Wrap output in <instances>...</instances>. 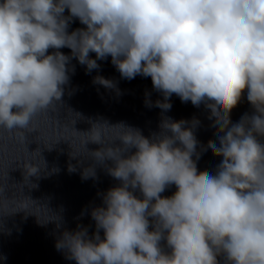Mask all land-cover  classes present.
I'll use <instances>...</instances> for the list:
<instances>
[{
	"label": "clouds",
	"instance_id": "9594fccd",
	"mask_svg": "<svg viewBox=\"0 0 264 264\" xmlns=\"http://www.w3.org/2000/svg\"><path fill=\"white\" fill-rule=\"evenodd\" d=\"M73 20L84 27L69 32ZM109 57L121 78H151L162 99L147 107L166 113L173 95L203 105L216 140L200 145L196 118L162 115L150 137L123 122L77 131L75 120L85 152L119 184L91 209L95 231L64 230L57 250L76 264H264V0H0V130L26 143L39 116L61 109L71 60L91 73ZM93 83L119 94L111 79ZM245 94L252 112L233 123ZM208 149L222 158L213 172L197 167ZM22 167L27 180L42 170ZM95 177V165L83 169ZM26 200L0 182V216L33 214Z\"/></svg>",
	"mask_w": 264,
	"mask_h": 264
},
{
	"label": "water",
	"instance_id": "95a60500",
	"mask_svg": "<svg viewBox=\"0 0 264 264\" xmlns=\"http://www.w3.org/2000/svg\"><path fill=\"white\" fill-rule=\"evenodd\" d=\"M81 27L84 25L79 20H73L68 31ZM60 51L66 55L71 52L66 47ZM90 55L95 58L94 53ZM98 63V70L87 73L85 66L74 58L71 60L75 73H69L70 82L66 86L61 109L56 113L39 116L34 121L35 132L26 133V143H21L15 132L0 130V182L5 184L11 200H25V197L31 199L25 202L33 213L18 211L0 216V256L4 257L0 259V264H76L74 260L66 258L64 251L57 250V239L64 230L75 231L78 225L87 227L89 235L95 231L91 209L101 206L102 194L117 186L119 181L108 175L104 166L96 164L85 152L83 137L77 138L70 130L75 120L73 127L77 131L89 130L90 121H107L112 125L123 122L150 137L159 131L162 115L176 121L196 118L201 122L195 129L200 145L206 146L209 140H216V128L212 127V121L207 118L208 110L203 105L197 108L190 101L181 102L178 96L173 95L170 99L171 110L162 113L161 109L147 107L145 104L146 98L153 103L162 99L153 89L150 77L137 76L126 80L121 78L110 57ZM97 75L113 80L119 94L94 84L93 78ZM146 93H150V97H146ZM251 112L245 94L232 110L231 120L233 123L238 122L245 113ZM75 113L81 114L82 118ZM86 147L94 151L100 145L89 143ZM71 153L76 157H72ZM221 159L208 149L197 161L198 170L213 172ZM25 160L40 164L42 170L38 176L25 179L22 167ZM107 163L111 164L110 161ZM69 165L76 170L70 172ZM93 165L96 177L82 179L83 169ZM175 191V185H172L161 195L171 196ZM135 194L140 195L139 192ZM100 234L103 238L102 230Z\"/></svg>",
	"mask_w": 264,
	"mask_h": 264
}]
</instances>
